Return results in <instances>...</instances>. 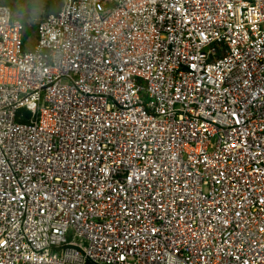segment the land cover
I'll use <instances>...</instances> for the list:
<instances>
[{"label":"built area","instance_id":"2783aa9c","mask_svg":"<svg viewBox=\"0 0 264 264\" xmlns=\"http://www.w3.org/2000/svg\"><path fill=\"white\" fill-rule=\"evenodd\" d=\"M0 3V264H264V0Z\"/></svg>","mask_w":264,"mask_h":264},{"label":"rangeland","instance_id":"374dc122","mask_svg":"<svg viewBox=\"0 0 264 264\" xmlns=\"http://www.w3.org/2000/svg\"><path fill=\"white\" fill-rule=\"evenodd\" d=\"M5 1H11L14 4H18L20 2H32L37 6L31 10L30 13V23L35 24L36 21L42 16V13L45 11H56L58 10L64 0H0V3H4ZM34 34V33H33ZM35 42V35L30 37V42H28L29 48L32 47V44Z\"/></svg>","mask_w":264,"mask_h":264},{"label":"trees","instance_id":"16d2710c","mask_svg":"<svg viewBox=\"0 0 264 264\" xmlns=\"http://www.w3.org/2000/svg\"><path fill=\"white\" fill-rule=\"evenodd\" d=\"M3 4L8 5L13 12L14 17H18L23 25L25 26V36L24 40L26 41L29 37L33 35L35 32L36 26L35 24L30 23V13L31 10L37 5L32 2H20L18 4H14L11 1H5Z\"/></svg>","mask_w":264,"mask_h":264},{"label":"crops","instance_id":"0c3cea01","mask_svg":"<svg viewBox=\"0 0 264 264\" xmlns=\"http://www.w3.org/2000/svg\"><path fill=\"white\" fill-rule=\"evenodd\" d=\"M29 42H30V39H29ZM35 43V42H34ZM34 44H32V46H33Z\"/></svg>","mask_w":264,"mask_h":264}]
</instances>
